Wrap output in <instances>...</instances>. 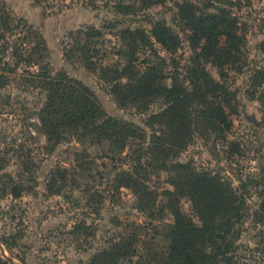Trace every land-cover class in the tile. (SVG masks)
<instances>
[{"label": "trees", "instance_id": "1", "mask_svg": "<svg viewBox=\"0 0 264 264\" xmlns=\"http://www.w3.org/2000/svg\"><path fill=\"white\" fill-rule=\"evenodd\" d=\"M96 1L88 0L93 6ZM35 2L42 4V0ZM168 2L115 0L113 10L122 17L135 18ZM235 5V0H184L173 18L179 31L165 19L150 18L144 19L149 30L139 26L120 29L116 34L121 46L116 52L121 63L113 65L99 62L101 30L86 26L69 32L72 42L64 50L65 57L76 58L87 71L97 74L120 108L146 113L152 104L162 103L158 112L146 118L145 125L152 130L146 142V129L108 115L90 87L64 70L54 71L42 33L0 0V90L21 68L25 83L45 92V101L36 113V128L46 147L56 148L69 135L82 144L107 143L115 154L136 146L141 151L132 157L129 169L115 173L113 184L115 190H129L137 211L158 222L152 226L154 237L141 240L143 226L127 223L105 247L80 264H240L237 243L250 212L247 188H256L260 202L253 215L261 222L264 173L248 181L239 178L234 186L220 173L177 160L195 138L226 141L233 127L231 116L237 112L238 102L228 77L231 71L242 72L246 43V30L233 13ZM184 41L189 48L184 63L173 58L167 61L155 47L159 45L173 56ZM262 46L264 50V42ZM6 56L12 61L4 59ZM209 65L217 70L218 79L209 72ZM251 87L252 98L264 105V64L251 75ZM228 145L232 152L238 151L234 143ZM74 156L72 169L51 172L45 184L47 196L61 195L68 187L80 188L75 176L90 170L93 161L86 149ZM6 165L0 158V193L20 198L27 187L3 172ZM159 172L168 175L170 189L159 192L150 187V174ZM183 201L189 203L191 215L183 211ZM166 215L171 216L169 221ZM73 228V232L86 229L85 223ZM14 240L2 239L10 250L15 247ZM0 264L10 263L0 255Z\"/></svg>", "mask_w": 264, "mask_h": 264}, {"label": "rangeland", "instance_id": "2", "mask_svg": "<svg viewBox=\"0 0 264 264\" xmlns=\"http://www.w3.org/2000/svg\"><path fill=\"white\" fill-rule=\"evenodd\" d=\"M2 1L15 16L26 19L42 33L48 47V61L54 71L64 70L82 81L95 92L108 115L143 127L148 141L152 130L146 127V118L150 113L158 112L162 103L152 104L146 113L130 107L120 108L110 94L109 86L97 74L87 71L76 58H66L64 50L72 42L69 32L92 26L102 33L97 40L99 62L102 65L119 64L116 51L121 43L116 33L120 29L139 26L149 30L144 19L150 18L165 19L179 31L173 18L184 0H169L167 5L152 7L135 18L116 14L113 10L115 0H97L95 6L88 0H42L41 5L35 0ZM190 1L200 3L202 0ZM235 2L233 13L246 30V43L242 72L231 71L228 77V85L238 102V110L231 116L233 127L226 141L195 138L177 160L220 173L237 186L239 178L248 181L264 173V105L251 96V75L264 64V0ZM155 47L167 61L173 58L184 63L189 55L185 41L173 56L159 45ZM4 59L12 61L10 56ZM207 68L215 79L219 78L213 66ZM22 75L20 68L10 84L0 90V158L7 162L3 172L27 187L17 199L0 193V239L12 241L15 237V247L11 250L13 261L16 264L22 263L20 259L27 264H80L105 247L107 240L127 223L143 226L141 240L153 238L152 226L158 222L137 211L135 197L129 190H115L113 184L119 169L131 167L132 157L141 152L139 146L115 154L107 143L82 144L68 135L56 148L48 149L44 136L36 128V113L45 101V92L29 86ZM229 142L237 145V152L231 151ZM83 149L89 152L93 165L90 170L75 176L80 188L68 187L61 195L47 196L45 184L51 172L55 168L72 169L75 153ZM135 149L139 151L134 154ZM167 177L165 172L150 174V187L159 192L170 189ZM247 191L250 212L237 243V255L240 264H264V219L256 222L253 215L260 199L255 187L249 186ZM182 208L191 215L188 202L183 201ZM165 219L169 221L171 216L166 215ZM79 223H85L86 229L73 232L74 225ZM155 239L162 243L159 236Z\"/></svg>", "mask_w": 264, "mask_h": 264}, {"label": "water", "instance_id": "3", "mask_svg": "<svg viewBox=\"0 0 264 264\" xmlns=\"http://www.w3.org/2000/svg\"><path fill=\"white\" fill-rule=\"evenodd\" d=\"M0 249L2 250V253L0 255L10 264H16L13 261L12 251L5 245V243L0 239ZM8 253V255L6 254ZM22 264V263H21Z\"/></svg>", "mask_w": 264, "mask_h": 264}, {"label": "bare ground", "instance_id": "4", "mask_svg": "<svg viewBox=\"0 0 264 264\" xmlns=\"http://www.w3.org/2000/svg\"><path fill=\"white\" fill-rule=\"evenodd\" d=\"M0 253H2V250L0 249Z\"/></svg>", "mask_w": 264, "mask_h": 264}]
</instances>
